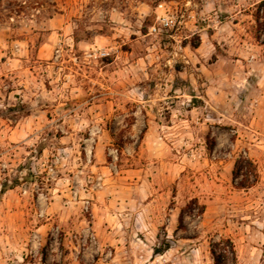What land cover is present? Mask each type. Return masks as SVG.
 Instances as JSON below:
<instances>
[{"label":"rangeland","instance_id":"obj_1","mask_svg":"<svg viewBox=\"0 0 264 264\" xmlns=\"http://www.w3.org/2000/svg\"><path fill=\"white\" fill-rule=\"evenodd\" d=\"M259 1L0 0V264H264Z\"/></svg>","mask_w":264,"mask_h":264},{"label":"trees","instance_id":"obj_2","mask_svg":"<svg viewBox=\"0 0 264 264\" xmlns=\"http://www.w3.org/2000/svg\"><path fill=\"white\" fill-rule=\"evenodd\" d=\"M252 17L256 26L255 39L264 45V0H260L255 4L254 12ZM197 48V45L194 46ZM213 142H210V147H212ZM233 180L240 179L237 183L238 189H247L257 181V173L253 163L249 159L238 158L233 167L232 171ZM10 189L6 185L1 188V193ZM204 206H200L199 214H203ZM181 216L178 219V224L181 225ZM217 244L211 245L210 253L214 264H235L236 254L233 244L229 240H225L224 246L220 249L219 253H216ZM169 247H165V250Z\"/></svg>","mask_w":264,"mask_h":264}]
</instances>
